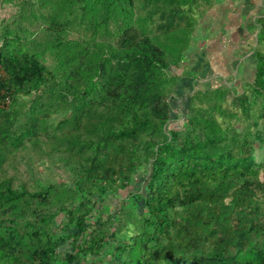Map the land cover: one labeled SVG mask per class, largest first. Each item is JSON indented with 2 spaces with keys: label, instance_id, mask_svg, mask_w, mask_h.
<instances>
[{
  "label": "trees",
  "instance_id": "trees-1",
  "mask_svg": "<svg viewBox=\"0 0 264 264\" xmlns=\"http://www.w3.org/2000/svg\"><path fill=\"white\" fill-rule=\"evenodd\" d=\"M218 1H24L47 21L57 62L1 35L0 264H264V162L232 123L228 88L193 90L171 110ZM20 8L0 0V29ZM77 27L90 38L65 40ZM256 76L264 90L263 62ZM35 160L69 172L62 190L31 177Z\"/></svg>",
  "mask_w": 264,
  "mask_h": 264
},
{
  "label": "rangeland",
  "instance_id": "rangeland-1",
  "mask_svg": "<svg viewBox=\"0 0 264 264\" xmlns=\"http://www.w3.org/2000/svg\"><path fill=\"white\" fill-rule=\"evenodd\" d=\"M11 1V0H7ZM17 7L20 8L18 13L10 15L9 21L5 24L6 26L0 29V41L1 35L4 33H17L19 37L25 42H29L34 45L36 51L41 53L43 57H46V61L49 64L56 63V58L50 53L51 46L54 45L53 38L46 31L45 24L47 21L43 18L42 15L32 7L33 11H30L25 4V0H13ZM20 2V3H19ZM211 7L208 9L210 10ZM208 10L204 13V16L208 13ZM198 21L200 25L201 20ZM197 25V26H198ZM196 26V27H197ZM261 29V28H260ZM259 29V30H260ZM67 32V31H65ZM91 31L86 27H77L74 30L67 32L65 40H69L70 37H84V40H88L91 36ZM260 39V38H259ZM252 42L253 48L251 49L250 54L246 55L242 59L243 66L241 68L242 73H236L231 75L228 78L221 77V83L228 88L229 92L226 96L228 107L231 110L237 111L239 113V120L235 121L232 119V123L235 126L237 132L248 135L252 140V143L255 148V158L258 163L264 162V90L259 88L256 83V75L258 65L264 60H259V57L264 59V39ZM64 40V39H63ZM254 52H257L258 55H253ZM54 61V62H53ZM220 83V82H219ZM257 90V91H256ZM192 93V92H191ZM261 93V94H260ZM238 100L234 105L232 101L236 98ZM33 96L24 97L26 103L25 108L29 106V101ZM247 110V111H245ZM180 114V113H179ZM59 115L52 114L50 122L58 121ZM181 117L180 115L178 116ZM33 166L36 170H30L32 178H40L43 184H51L54 187L63 189V186L60 184L61 181H69V172L61 164H51L49 161H33ZM128 195L125 191L119 192L116 195V198L113 196H108L106 202L111 205L109 211L122 203L123 200L127 199ZM55 206V205H54ZM54 206H51L54 208ZM64 219V216L57 217V224H59ZM96 218H92L90 221L94 222ZM56 226V225H55ZM59 227V226H58ZM105 261H110V257L107 255L104 256Z\"/></svg>",
  "mask_w": 264,
  "mask_h": 264
},
{
  "label": "crops",
  "instance_id": "crops-1",
  "mask_svg": "<svg viewBox=\"0 0 264 264\" xmlns=\"http://www.w3.org/2000/svg\"><path fill=\"white\" fill-rule=\"evenodd\" d=\"M264 17V0H219L214 3L195 29L192 42L185 52V61L177 72L186 68L192 78H181L171 101V110L183 112L182 96L193 90L206 89L236 73H242V59L250 54L253 40L258 41ZM260 29V30H259ZM242 71V72H241Z\"/></svg>",
  "mask_w": 264,
  "mask_h": 264
}]
</instances>
